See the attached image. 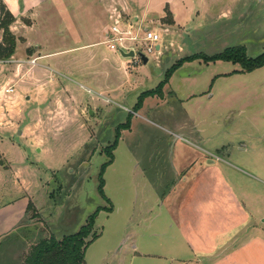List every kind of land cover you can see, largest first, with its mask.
<instances>
[{
  "label": "rangeland",
  "instance_id": "rangeland-1",
  "mask_svg": "<svg viewBox=\"0 0 264 264\" xmlns=\"http://www.w3.org/2000/svg\"><path fill=\"white\" fill-rule=\"evenodd\" d=\"M89 1L81 2L82 10ZM122 1L129 11L125 22L132 23L141 14L136 0ZM165 2L171 13L166 7L161 20L152 14L151 20L145 18L139 24L160 36V51L148 55L146 65L123 59L105 45L100 47L106 55L128 63L126 75L122 71L112 75L110 84L120 85L119 96L62 71L54 76L56 83L51 88L43 89L45 93L15 87L20 93L16 106L7 109L2 100L0 264H22L31 246L49 236L60 240L77 233L95 213L93 232L98 237L87 247L85 263L101 264L103 252L110 253L107 261H128L132 238L138 250L147 251V246L148 251L154 250L156 238L147 227L152 221L157 223L153 226H161L172 220L189 193L185 179L191 177L196 160L201 159L203 165L211 160L204 158L197 145L240 169L217 162L232 171L230 177L242 192L255 198L249 211L257 226L264 228V121L255 122L248 114L250 109L264 112V67L242 73L240 65L230 62L182 64L163 87L162 97H149L143 109L129 116L130 130L123 135L125 130L120 131L123 138L113 151L115 167H106L102 175L106 200L98 194L101 167L108 161L105 150L113 145L116 127L126 122L138 96L155 89L180 59L213 56L239 46L248 58L264 52V0H152L155 14L163 12ZM78 9L59 16L45 10L43 26L32 31L31 38L45 40L50 50L84 41L73 37L78 21L83 30L93 20L89 15L75 17ZM105 23L108 32L111 23ZM57 32L64 36L61 43ZM101 38L105 40L102 33ZM6 69L0 67L2 72ZM0 76L1 90L5 80ZM252 90L260 95L255 97ZM188 94L194 97L186 98ZM238 109L247 111L241 114ZM246 147L249 153L244 154L240 150ZM186 161L190 166H185ZM142 244L145 247L140 249ZM261 262L264 258L258 257L257 263Z\"/></svg>",
  "mask_w": 264,
  "mask_h": 264
},
{
  "label": "crops",
  "instance_id": "crops-1",
  "mask_svg": "<svg viewBox=\"0 0 264 264\" xmlns=\"http://www.w3.org/2000/svg\"><path fill=\"white\" fill-rule=\"evenodd\" d=\"M0 1L15 18L9 29L18 40L14 54L9 58L14 63L0 64V67L7 68V71L2 72L4 69L0 71V75L5 80V85L0 90V109H2L1 102L3 101L7 109L16 106L20 93L15 91V87H21L22 91L34 88L39 91H43L44 88L48 90L56 83L54 76L62 75V71L67 74H75L81 82H85L87 85L102 91H110L112 94H118L119 96L118 88L120 85L110 84L112 75L120 71L126 75L128 63L119 61L116 56L106 55L100 48L106 46L105 41L108 32L105 20L111 23L110 29L113 25L111 16L114 12L120 13L126 25L131 24L135 27L141 25V21L144 22L145 18H153L152 14L156 16V19L161 20L165 16L164 10L166 7L170 11L168 2L164 3L163 12L158 15L154 13L155 8L153 7L155 6H152V0H146L145 6H142L144 0H136L135 4L141 14L139 16L135 15L132 23H128L125 22L124 16L129 11H126V4L122 0H90V4L86 5V9L83 10L80 4L86 0H9L7 3L5 0ZM116 1L119 7L115 6ZM119 1H122V4ZM13 4H15L14 11L12 10ZM76 6L79 9L74 14L75 17L83 18L89 15V18L93 20L91 27L86 24L89 28L84 27V31L81 30L78 21V28L75 29L76 35L73 37L77 40L78 37L80 39L83 37L84 41L67 48L57 47L50 50L48 49L49 44L45 40L41 42L31 38V32L43 26V19L46 17L45 12H47L45 10L49 9L51 13L59 16L64 11L71 12L75 10ZM172 17L174 22L175 15H172ZM143 28H147V25ZM57 33V41L59 43L63 42L62 32ZM101 33L105 40L101 38ZM1 40L2 31L0 30V42ZM78 53L79 55H77ZM60 56L68 57L60 59ZM16 57L21 59H16ZM27 59H37L36 65H29L30 68L26 69L25 65L27 64L16 63L27 61ZM39 61H45V63H39ZM196 62L198 61L196 60ZM127 77H129V73H127ZM0 78L2 77L0 76ZM99 78L103 81H98ZM248 87L251 88V86ZM7 88H12L13 92L6 94L4 91ZM134 88L136 87H132V89ZM241 88L245 87H240V90ZM46 90L43 92L45 93ZM87 91L90 92V89H87ZM251 93L255 97L260 95L256 90H252ZM187 97L194 96L188 94ZM148 98L143 100L140 109H143ZM228 98L226 99L228 100ZM104 100L110 102L108 99ZM238 110L241 114L247 111V109ZM248 112L249 118H252L255 122L264 121L262 109H250ZM129 130L130 128L122 131V135L123 132ZM195 133L199 134L198 131ZM261 133L264 137L263 129H261ZM181 137L182 135H177L176 138ZM122 138L120 136L119 140ZM262 143L264 144V142ZM175 146L178 147L179 145L176 143ZM197 146L204 153V158L207 159L210 156L211 160L207 165H203L201 159L196 160V168L192 170L191 177L185 179L186 186L189 187V193L181 200L175 214L173 213L172 220L168 219L161 226H153V223L156 222L152 221V224L147 227L149 235L153 239L156 238L154 250L148 251V246L146 247L147 251L138 250L135 238H132L128 261L125 258L107 261V255L110 253L103 252L101 253L103 255L100 259L101 264H264L262 262L257 263L258 257L264 258V228L257 226L249 211V206L252 202H255V198L249 193L242 192L244 191L243 188L230 177L233 174L232 171L227 167H222L217 162L225 161L224 163L233 168L232 170L240 172V169L227 160L223 161V156L221 157L220 154L209 153L210 151L204 147ZM240 151H243L244 154L249 153L247 147ZM178 158L182 159L181 152H179ZM129 161L132 162L134 159L132 158ZM185 166L190 165L187 162ZM109 167H115V158ZM137 167L135 166L134 169H137ZM178 242H180V246H178ZM139 247L143 249L142 247L145 246L142 244ZM180 253H184L185 256H180Z\"/></svg>",
  "mask_w": 264,
  "mask_h": 264
},
{
  "label": "trees",
  "instance_id": "trees-1",
  "mask_svg": "<svg viewBox=\"0 0 264 264\" xmlns=\"http://www.w3.org/2000/svg\"><path fill=\"white\" fill-rule=\"evenodd\" d=\"M14 20L15 18L13 15L6 9L2 1H0V30L2 31V40L0 42V60L9 59L15 52L18 40L9 29ZM196 60H202L204 63H213L218 61L230 62L234 65H240L242 73H250L264 67V52L255 58H248L246 56L245 48L243 46H239L227 48L213 56L196 54L191 57L182 58L168 70L164 80L160 82L155 89L146 91L138 97L134 108L135 111L141 108L142 102L145 98L154 96L162 97V89L168 82L173 72L180 68L182 64L186 62L190 63ZM129 128L130 120L123 125H119L116 128L113 145L105 150L108 161L101 167L100 182L98 186V194L105 200L106 198L103 192L104 181L102 179V175L106 167H108L113 161V151L120 139V131L128 130ZM105 210L111 211L112 208H106ZM96 215L97 213L91 215L86 224L75 234L64 236L60 240L56 239L54 236H49L48 238L40 240L31 246L24 257L22 264H86L84 260L85 251L87 247L98 237V235L93 232Z\"/></svg>",
  "mask_w": 264,
  "mask_h": 264
},
{
  "label": "built area",
  "instance_id": "built-area-1",
  "mask_svg": "<svg viewBox=\"0 0 264 264\" xmlns=\"http://www.w3.org/2000/svg\"><path fill=\"white\" fill-rule=\"evenodd\" d=\"M113 25L106 34L105 44L110 51L117 52L118 49L128 52L132 50L135 54L134 61L140 62L139 53L143 54L148 58V55L154 52L159 53L160 51V36L149 28L142 29L138 27L132 29L130 25H126L123 20V16L120 13H113L111 16ZM141 35V36H140ZM133 44V45H132ZM159 49L156 50V47ZM149 60V59H148ZM37 59H28L23 62H16L18 64H27L34 66L36 65ZM14 63L9 59L0 60V64ZM6 94L13 92L12 88H7L4 91Z\"/></svg>",
  "mask_w": 264,
  "mask_h": 264
},
{
  "label": "water",
  "instance_id": "water-1",
  "mask_svg": "<svg viewBox=\"0 0 264 264\" xmlns=\"http://www.w3.org/2000/svg\"><path fill=\"white\" fill-rule=\"evenodd\" d=\"M158 49H159V46L156 47V50H158ZM117 53L120 55V57H122L124 59H134L135 58V54L132 50H130L128 52H124L123 50L118 49ZM138 55L140 57V61L142 62V64L146 65L148 63V58L141 53H139ZM1 164H2V162L0 161V165Z\"/></svg>",
  "mask_w": 264,
  "mask_h": 264
},
{
  "label": "flooded vegetation",
  "instance_id": "flooded-vegetation-1",
  "mask_svg": "<svg viewBox=\"0 0 264 264\" xmlns=\"http://www.w3.org/2000/svg\"><path fill=\"white\" fill-rule=\"evenodd\" d=\"M213 63H214V62H213ZM205 64H209V63H205ZM241 70H242V69H240L239 71H241ZM239 71H238V73H240ZM162 81H163V80H162ZM162 81H160V82H162ZM168 81H169V80H168ZM160 82H159V83H160ZM134 108H135V106H134ZM139 110H140V109H139ZM139 110H137V111H139ZM137 111H135V109H133L132 113H129L126 122H127L128 120H130V117H129V116H131L132 114H136ZM126 122H125V123H126ZM125 123H124V124H125ZM122 124H123V123H122ZM117 127H118V126H117ZM117 127H116V128H117Z\"/></svg>",
  "mask_w": 264,
  "mask_h": 264
},
{
  "label": "clouds",
  "instance_id": "clouds-1",
  "mask_svg": "<svg viewBox=\"0 0 264 264\" xmlns=\"http://www.w3.org/2000/svg\"><path fill=\"white\" fill-rule=\"evenodd\" d=\"M5 2L7 3V2H9V0H5ZM13 11L15 10V4H13V9H12Z\"/></svg>",
  "mask_w": 264,
  "mask_h": 264
}]
</instances>
